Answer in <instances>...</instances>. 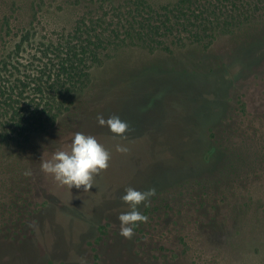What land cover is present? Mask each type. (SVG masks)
<instances>
[{"label": "rangeland", "instance_id": "374dc122", "mask_svg": "<svg viewBox=\"0 0 264 264\" xmlns=\"http://www.w3.org/2000/svg\"><path fill=\"white\" fill-rule=\"evenodd\" d=\"M100 1L0 0V58L28 36L11 66L35 72L42 45L71 39L83 16L120 20L115 7L125 0ZM148 1L160 8L178 0ZM168 39L170 53L110 51L54 125L22 144L0 143V264H264V37L243 53L237 37H218L204 52L218 64L215 78L196 67L201 46L175 48L178 36ZM224 91L215 132L232 160L216 174L224 153L218 146L207 159L205 128L219 120ZM99 116H118L127 131L111 133ZM77 132L110 153L89 191H69L40 167ZM128 188L155 190L137 206L147 221L131 239L119 235L118 219L130 211L121 199Z\"/></svg>", "mask_w": 264, "mask_h": 264}, {"label": "trees", "instance_id": "16d2710c", "mask_svg": "<svg viewBox=\"0 0 264 264\" xmlns=\"http://www.w3.org/2000/svg\"><path fill=\"white\" fill-rule=\"evenodd\" d=\"M100 2V6H104L105 0ZM115 8L120 11L117 15L120 20L115 25L100 23V19L91 15L83 16L71 39L55 45L43 44L37 60L39 68L33 73L19 74V67L11 66L28 36H22L15 43L16 49L1 56L0 143L12 140L22 144L30 134L44 132L54 125L90 85L93 64L107 57L110 51L135 45L150 52L162 49L170 53L172 48L165 40L178 36L175 48L186 45L203 48L196 67L201 66L215 78L214 69L218 64L208 60L204 52L218 37H237L245 44L238 53L247 51L264 37V33L252 32L255 27L264 25V0H178L160 8H153L148 0H125L123 5ZM117 32L122 38L116 41L119 38ZM156 65L161 70L168 68L163 64ZM188 74L200 72L188 68ZM225 94L226 91L221 99L224 109L219 120L205 128L208 132L207 136L205 133L208 147L204 149L207 159L216 155L218 146L224 153L216 174H225L231 168L232 160L223 140L215 132L228 106Z\"/></svg>", "mask_w": 264, "mask_h": 264}, {"label": "clouds", "instance_id": "9594fccd", "mask_svg": "<svg viewBox=\"0 0 264 264\" xmlns=\"http://www.w3.org/2000/svg\"><path fill=\"white\" fill-rule=\"evenodd\" d=\"M97 123L101 127L106 126L115 135H123L128 128L127 123L118 116L109 117L107 120L103 116H99ZM116 151L124 153L128 149L117 145ZM109 160L110 153L94 136L77 132L74 134L68 150L55 152L51 159L42 161L40 167L42 172L51 175L60 185L67 186L69 191L73 187L77 189L83 187V191H89L93 187L94 176L108 168ZM25 174L30 175L31 173L26 172ZM154 194V189L145 192L133 188L126 189L121 199L129 205L130 211L121 213L118 217L120 236L131 239L136 224L147 221V217L137 210V206L146 202Z\"/></svg>", "mask_w": 264, "mask_h": 264}]
</instances>
